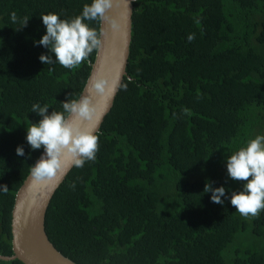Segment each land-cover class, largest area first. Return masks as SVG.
<instances>
[{
  "label": "trees",
  "instance_id": "1",
  "mask_svg": "<svg viewBox=\"0 0 264 264\" xmlns=\"http://www.w3.org/2000/svg\"><path fill=\"white\" fill-rule=\"evenodd\" d=\"M84 3L0 0L2 257L14 255L16 196L43 151L29 158L26 127L40 119L31 106L60 111L68 94L78 98L98 51L71 70L41 63L47 50L33 44L45 33L40 15L75 16ZM133 5L128 76L99 132L96 159L74 167L50 203V241L76 264H264V211L245 218L203 193L206 182L224 184L226 156L264 135V0ZM21 144L24 157L15 153Z\"/></svg>",
  "mask_w": 264,
  "mask_h": 264
},
{
  "label": "clouds",
  "instance_id": "2",
  "mask_svg": "<svg viewBox=\"0 0 264 264\" xmlns=\"http://www.w3.org/2000/svg\"><path fill=\"white\" fill-rule=\"evenodd\" d=\"M118 0H90L84 3L79 14L65 17L62 12L49 11L41 14L40 19L45 33L39 40H34V46H42L46 54L39 56L41 63L49 66L59 64L65 69H74L89 60V57L99 50L103 43L105 31L103 28L93 27L109 22L113 29L119 25L110 18L108 12ZM130 12V3L125 0ZM10 19L17 20L16 13ZM29 17L23 18L22 28L26 27ZM195 39V34L187 36L188 42ZM51 70V69H50ZM114 83L110 86L109 79L100 75L92 79L87 91L78 98H70L68 94L64 101L59 102L61 110L51 109L47 103H33L30 113H35L40 119L29 121L26 127L25 141L31 152L41 150L40 158L30 166V176L36 182H44L59 173L66 174L71 166L82 168L86 162L94 161L99 148V120L91 127H84V123L91 124L96 116V106L93 96H114ZM15 153L19 157L25 156L24 145H18ZM224 166L226 179L224 184L213 187L212 181L206 182L203 193H210L212 203L223 206L228 201L243 217H255L264 211V135H256L249 139L244 146L225 157ZM229 181L242 182L236 190L228 187ZM75 187V184L72 185ZM6 185H0V192H7Z\"/></svg>",
  "mask_w": 264,
  "mask_h": 264
},
{
  "label": "water",
  "instance_id": "3",
  "mask_svg": "<svg viewBox=\"0 0 264 264\" xmlns=\"http://www.w3.org/2000/svg\"><path fill=\"white\" fill-rule=\"evenodd\" d=\"M136 0H134L135 2ZM134 2L130 3V12L125 0L114 3L108 14L119 27L113 29L111 24L105 21L100 28L105 31L101 48L97 51L96 59L92 65L91 75L82 94L87 91L90 81L97 76L103 75L109 79L110 86L116 88L114 96H93L96 106V116L91 124L85 122L84 127H91L99 120L100 132L107 115L111 112L124 79L128 76L127 68L130 58V49L133 32ZM69 164L66 174L59 173L44 182H36L31 176L16 196L13 209L12 234L13 252L12 257H2L1 260H20L24 264H76L66 258L50 241L46 231V215L50 203L64 183L69 173L75 166Z\"/></svg>",
  "mask_w": 264,
  "mask_h": 264
}]
</instances>
